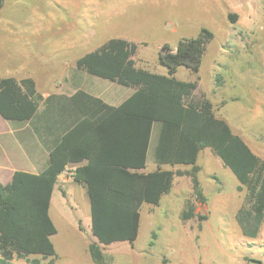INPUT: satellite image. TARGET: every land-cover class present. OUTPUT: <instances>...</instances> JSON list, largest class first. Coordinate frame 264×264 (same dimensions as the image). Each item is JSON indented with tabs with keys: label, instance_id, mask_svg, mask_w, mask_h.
<instances>
[{
	"label": "rangeland",
	"instance_id": "1",
	"mask_svg": "<svg viewBox=\"0 0 264 264\" xmlns=\"http://www.w3.org/2000/svg\"><path fill=\"white\" fill-rule=\"evenodd\" d=\"M113 6L123 9L114 12ZM202 27L215 37L200 69L180 66L174 76L196 82L195 96L264 158V0H5L0 9V75H32L43 93L71 95L82 89L119 105L133 88L78 70L74 61L120 37L138 44V67L169 75L158 61L163 45L175 47L181 39L196 37ZM156 136L155 126L142 173L156 167ZM198 164L208 202L194 198L189 176L176 175L159 205L139 204L141 225L133 243L101 245V264H264V222L252 238L237 220L246 187L240 188L235 174L209 148L201 151ZM64 195L55 188L52 196L51 216L58 228L52 238L57 250L53 264H99L89 252L96 237L86 186H68ZM188 200L195 203L196 214L208 219L183 220ZM36 257L41 258L30 259ZM12 264L29 262L14 259Z\"/></svg>",
	"mask_w": 264,
	"mask_h": 264
},
{
	"label": "trees",
	"instance_id": "2",
	"mask_svg": "<svg viewBox=\"0 0 264 264\" xmlns=\"http://www.w3.org/2000/svg\"><path fill=\"white\" fill-rule=\"evenodd\" d=\"M4 1L0 0V9ZM214 37L211 29L202 27L196 37L181 39L175 47L164 44L158 61L169 75L138 67L134 59L138 44L120 37L74 61L78 70L133 88L119 105L82 89L44 97L30 77H0L1 116L30 122L49 151L41 172L17 170L8 184L0 181V264H12L14 259L54 263L57 251L50 233L55 228L49 210L58 177L68 165L84 162L74 170L73 180L87 188L96 237L89 252L101 264L105 259L101 245L133 243L141 225L139 204L159 205L176 175L189 176L194 198L208 202L198 176L199 155L206 148L231 169L240 188L246 187L237 220L245 235L258 236L264 222V158L195 96L196 82L174 76L180 66L197 72ZM155 126L156 167L142 173ZM195 208L188 200L181 218L208 219L206 214H196ZM32 255L41 258L30 259Z\"/></svg>",
	"mask_w": 264,
	"mask_h": 264
},
{
	"label": "crops",
	"instance_id": "3",
	"mask_svg": "<svg viewBox=\"0 0 264 264\" xmlns=\"http://www.w3.org/2000/svg\"><path fill=\"white\" fill-rule=\"evenodd\" d=\"M122 9L123 6H113V8H111L114 12H119ZM96 13H99L98 7ZM0 76L15 77L17 79L32 77V75H23L18 77L11 74H3ZM33 80L35 81V79ZM35 84L37 90L42 93L44 97L51 94H57L56 92L48 91V93H43L40 91L36 81ZM48 160V147L39 138L30 122L9 121L4 119L0 114V181L3 184L11 182L14 172L17 170L31 173L41 172L48 164ZM83 163L84 162L68 165L67 168L59 175L55 188L59 189L63 196H66L64 195V192L66 194V188L68 186L79 184L73 180V177H67L66 172H74L76 167L82 165ZM51 211L52 198L49 210L50 218L55 228L54 231L50 233V237L52 239L53 236L58 233V228L51 216Z\"/></svg>",
	"mask_w": 264,
	"mask_h": 264
},
{
	"label": "built area",
	"instance_id": "4",
	"mask_svg": "<svg viewBox=\"0 0 264 264\" xmlns=\"http://www.w3.org/2000/svg\"><path fill=\"white\" fill-rule=\"evenodd\" d=\"M66 175H67V177H73V172H71V171H67V172H66Z\"/></svg>",
	"mask_w": 264,
	"mask_h": 264
}]
</instances>
